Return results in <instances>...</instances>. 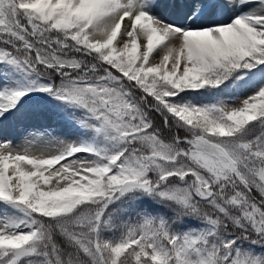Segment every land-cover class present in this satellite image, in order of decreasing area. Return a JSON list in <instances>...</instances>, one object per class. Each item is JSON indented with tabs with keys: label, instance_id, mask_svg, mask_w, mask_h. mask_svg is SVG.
Returning <instances> with one entry per match:
<instances>
[{
	"label": "snow or ice",
	"instance_id": "snow-or-ice-1",
	"mask_svg": "<svg viewBox=\"0 0 264 264\" xmlns=\"http://www.w3.org/2000/svg\"><path fill=\"white\" fill-rule=\"evenodd\" d=\"M0 264H264V0H0Z\"/></svg>",
	"mask_w": 264,
	"mask_h": 264
}]
</instances>
